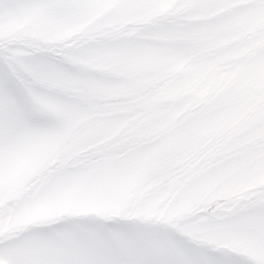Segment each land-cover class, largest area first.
<instances>
[{
    "label": "snow or ice",
    "instance_id": "snow-or-ice-1",
    "mask_svg": "<svg viewBox=\"0 0 264 264\" xmlns=\"http://www.w3.org/2000/svg\"><path fill=\"white\" fill-rule=\"evenodd\" d=\"M0 264H264V0H0Z\"/></svg>",
    "mask_w": 264,
    "mask_h": 264
}]
</instances>
